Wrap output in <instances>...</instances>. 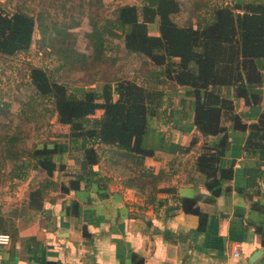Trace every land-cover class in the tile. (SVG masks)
Returning a JSON list of instances; mask_svg holds the SVG:
<instances>
[{"label": "crops", "instance_id": "1", "mask_svg": "<svg viewBox=\"0 0 264 264\" xmlns=\"http://www.w3.org/2000/svg\"><path fill=\"white\" fill-rule=\"evenodd\" d=\"M260 91V105L233 98L243 123L255 122L264 110V83ZM187 92L167 89L164 113L146 119L142 146L151 154L143 165L157 176L155 191L151 184L128 182L134 175L130 164L112 165L104 158L88 174L82 160L55 155L64 167L51 176L20 161V169L32 168L30 175L14 177L16 190L0 193V232L11 236L0 246V264H264V149L254 148L258 132L229 131L218 165L231 167L232 177L213 196L195 161L204 142L213 147L219 137L206 140L195 129ZM194 136L197 142L189 146ZM106 166L124 169L115 175ZM256 166L263 175L247 186L245 170ZM77 173L83 176L78 188L61 191ZM44 183L40 210L26 209V191ZM182 198H196L192 207L205 215L201 226L198 215L184 210Z\"/></svg>", "mask_w": 264, "mask_h": 264}, {"label": "trees", "instance_id": "2", "mask_svg": "<svg viewBox=\"0 0 264 264\" xmlns=\"http://www.w3.org/2000/svg\"><path fill=\"white\" fill-rule=\"evenodd\" d=\"M3 6L0 3L1 56H15L29 50L36 28L45 37L47 26L39 15L35 18L21 7L6 10ZM180 10L179 0H142L139 6L123 4L116 8L109 24L112 22L119 31L124 49L151 62L148 70H139L130 79L108 81L97 90L78 95L52 79L45 69L31 66L30 83L38 98L49 101L57 121L68 126V132L61 135L63 141L53 140L33 150L32 168L51 176L64 167L61 162H55L54 156L67 153L79 157L87 165V173L92 174V167L104 158L112 165L130 164L134 175H130L128 182L139 180L140 186L151 184L154 190L157 176L143 165V159L151 154L142 146L146 119L149 115L161 117L166 91L175 87L188 88L193 125L201 136L206 140L219 137L213 147L204 142L195 161L196 170L205 176V186L213 196L221 192L223 181L232 177L231 167L218 165L219 151L226 148L230 130L258 132L259 140L254 148L264 149V110L255 122L246 124L233 102L234 97L241 98L247 106L260 105L262 101L264 2L216 5L207 17L183 25L174 20ZM156 19L157 34H150L148 25ZM91 25L87 33L93 52L90 59L102 61L106 38L101 30L117 35L106 24L101 30L96 23ZM59 50L64 62L70 65L86 62L85 54L72 46L61 45ZM98 110L100 115L95 116ZM18 138L8 133L1 136L4 158L16 159L19 155L18 150L12 151ZM196 142L197 136L192 137L189 146ZM2 167L0 161V182ZM17 168L13 166L12 177L24 179L26 172ZM245 174L247 186L251 187L263 175L259 166L247 168ZM82 178L77 173L67 186L61 185V191L77 189ZM46 186L47 183L39 184L29 190L24 203L26 209L40 210ZM195 201L196 198H182L181 204L186 212L199 216L201 226L205 215L192 207Z\"/></svg>", "mask_w": 264, "mask_h": 264}, {"label": "rangeland", "instance_id": "3", "mask_svg": "<svg viewBox=\"0 0 264 264\" xmlns=\"http://www.w3.org/2000/svg\"><path fill=\"white\" fill-rule=\"evenodd\" d=\"M141 2L142 0H0L6 10L21 7L35 18L39 15L47 26L45 37L39 28L35 29L34 42L29 50L15 56L0 55V138L4 133L19 136L12 146L13 152L18 150L19 155L16 159L4 158L0 144V161L3 165L0 193L5 190L9 192L16 190L18 182L11 175L13 166L18 167L20 161L33 163L32 152L35 148L53 140L63 141L64 137L61 135L68 132V126L57 121L52 104L38 98L30 83L31 66L45 69L52 79L64 83L68 91L78 95L97 90L98 86L108 81L114 83L130 79L133 73H138L139 70L145 72L151 66V62L141 55L127 52L119 31L112 26V22L109 24L118 6L123 4L139 6ZM179 2L181 10L174 16V20L183 25L188 22L194 23L200 17H207L216 5H232L242 0H179ZM92 22L98 25L99 30L106 24L117 35L112 36L107 30H101L106 38L105 59L102 61L94 62L90 59L93 52L87 33L92 29ZM148 32L157 33V19L148 25ZM61 45L72 46L85 54V64L70 65L64 62L59 50ZM100 112L96 111L95 116H99ZM73 158L75 161L81 160L79 157ZM17 169L22 170L19 167ZM30 169L32 168L29 166L23 170L27 177L30 175ZM123 169L104 167L108 173L115 175L120 174ZM127 174L125 169L122 176ZM27 192L29 193V189Z\"/></svg>", "mask_w": 264, "mask_h": 264}, {"label": "built area", "instance_id": "4", "mask_svg": "<svg viewBox=\"0 0 264 264\" xmlns=\"http://www.w3.org/2000/svg\"><path fill=\"white\" fill-rule=\"evenodd\" d=\"M263 226H264V221H263ZM11 241V236L7 232H0V246H5L8 245ZM235 257L239 256V252L235 251L233 254ZM249 264V263H246Z\"/></svg>", "mask_w": 264, "mask_h": 264}]
</instances>
